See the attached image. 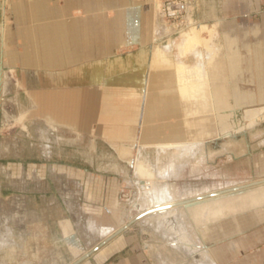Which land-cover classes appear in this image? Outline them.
<instances>
[{"label": "crops", "instance_id": "crops-1", "mask_svg": "<svg viewBox=\"0 0 264 264\" xmlns=\"http://www.w3.org/2000/svg\"><path fill=\"white\" fill-rule=\"evenodd\" d=\"M213 2L212 10L195 15L197 22L208 27L195 29L198 44L182 42L178 34L162 45L164 30H158L159 18L151 0H0L1 123L18 121L21 131H26L24 118L36 136L44 137L38 139L48 173L44 193L50 183L66 182L73 189L71 201L79 200L90 181L99 182L101 176L62 158L67 150L94 151L100 141L106 150L116 153V164L112 165L129 164L131 151L137 146L140 151L144 146L143 151L152 150V164L159 174H167L173 197L189 196L180 194L171 184L183 172L189 174L186 168L199 165L203 170L208 158L204 143L209 138L224 137L226 103H240L245 98L251 101L250 94L242 90L253 96L251 104L264 103V0ZM240 23L252 25L241 29L236 25ZM203 27L207 32H201ZM209 28L213 35L208 34ZM199 49L209 53L207 60L197 56ZM4 77L9 83L3 93ZM202 103L206 108L200 113L196 104ZM21 105L22 113L18 111ZM199 116L211 117L214 126L210 135L200 138L202 144L194 156L181 157L178 150L164 148L158 159L155 157L154 148L147 145L175 142L176 135L190 139L194 134L193 119ZM218 120H222L220 127ZM17 150L16 138L0 139V156ZM117 151L129 154L122 158ZM171 151L177 152V159L189 161L175 166ZM202 156V161L195 160ZM51 171L56 178H51ZM109 179L115 183L114 177ZM55 187L57 198L64 203V195L59 194L56 184ZM117 193L114 190L110 196L106 212L116 209ZM189 210L187 214H193ZM207 216L201 213L195 222L203 224ZM190 222L187 230L192 232L191 238L187 234L188 238L179 243L182 251L178 256L170 251L169 240L141 224L135 223L149 232L151 239L158 240L157 245L150 246L139 235L136 239L126 237L133 223L87 259L91 260L89 264H219L195 232L192 218ZM151 226L157 230L155 222ZM253 226L249 242L260 253L248 254L250 264L264 262V223ZM84 233L87 239L92 236L87 226ZM233 246L235 249L237 245ZM163 253L171 257L166 262L160 258ZM233 262H241L240 256Z\"/></svg>", "mask_w": 264, "mask_h": 264}, {"label": "rangeland", "instance_id": "rangeland-1", "mask_svg": "<svg viewBox=\"0 0 264 264\" xmlns=\"http://www.w3.org/2000/svg\"><path fill=\"white\" fill-rule=\"evenodd\" d=\"M213 1L218 0H191L190 10L187 13L191 20L187 22L185 19L182 23L166 22L158 9L157 19L159 18L160 23L158 30H164L160 43L165 45L167 39L176 38L180 28L184 27L185 29L186 25L187 27L190 25L188 28L192 27L197 30L203 25L208 28L205 24L197 22L195 15L200 16L202 12L206 14L212 10L210 5L214 3ZM206 24L211 25L212 23L207 22ZM236 25L241 29H248L252 24L240 23ZM209 29L208 34L213 35V29ZM196 54L198 57L204 58L203 60H207L206 58L209 56V53L203 54L200 49ZM242 92L250 94L251 101H244L245 98L240 103H226L224 127L227 132L222 134L224 135L223 139L209 138L204 143V150L208 158L203 170H200L199 165L193 166L192 169L186 168L191 175L183 172L182 177L179 175V180L171 184L178 189L180 194H188L189 199L264 179V103L251 104L253 102L251 93L248 90H242ZM257 98L263 97L257 96ZM23 107L21 105L18 111L22 113ZM22 123L27 127L26 131H21L19 122L2 124L0 117V139L12 137L18 141L16 152L11 151L0 156V209L2 215L5 213L8 216L15 209L23 211L29 207L27 209H30L32 216L35 217L32 218L33 221L25 218V222L21 225L24 226V235H21L22 231L19 234V231L15 229L17 226L12 222H6L3 225L6 226V230L4 229L3 232L7 233L6 235L9 234L13 243L0 246V264H69L96 246L95 243L108 237L109 233L124 226L130 217L133 218L141 214L143 211L141 208L137 211L132 206L136 198L138 205L143 206L140 197L142 189L134 178L135 167L132 165L138 146L136 150L131 151L129 164L122 163L121 165L119 162V165H112L116 164V153L106 150L100 141L94 151H65L62 158L65 162H75L78 164L77 168L93 175H99L102 179L99 182L96 179L90 181L87 184V191L79 200H72L74 203L71 201L73 189L66 182L59 184L55 182L59 194L64 195L63 203L62 199L57 198L55 184L50 183L46 188L47 193H44V180L48 173L38 141V139L44 140V137L42 138L38 133L36 136L26 119L23 118ZM221 123L222 120H218L219 127ZM144 147L142 148L144 149ZM143 149L141 152L152 164L153 151H143ZM178 152L179 155L181 151L178 150ZM118 154L125 158L129 152L125 151L123 154L118 152ZM165 155V153H161V157H165ZM176 155V151H171L170 158L176 161L178 165L175 166L177 167L179 164L184 165L189 161V159H177L178 155ZM154 159L157 161L158 157L157 159L154 157ZM92 160L94 161L92 162ZM108 160H113V163ZM195 160L202 161L203 156ZM106 161L108 162L106 163ZM89 163L93 165L88 166ZM156 172L158 171L156 170ZM52 176L55 177V174L51 171V178ZM109 177H114V184L111 183ZM134 183H138V187ZM167 187L172 201L188 199V197H182L183 199L173 197L168 183ZM114 190H118L116 200L118 205L116 209L110 210L111 212H106V207L112 201L110 196ZM13 196H24V198H21L19 203L14 201L10 203ZM25 200L29 201L28 205ZM122 209H126L127 212ZM186 209H192L193 214L188 215ZM176 210L178 223L175 224L176 230L171 232L175 237L165 238L169 240V243H172L170 251L175 254L174 256H178L177 253L182 251L179 243L188 238L187 234L191 238L192 232L187 230L191 223L190 218L195 224V232L203 238L210 254L219 259V264H250L247 260L248 254L252 252L253 255L257 254L258 256L260 253L250 244L249 240L250 235L254 233L253 224L258 222L262 225L264 223V184L199 200ZM190 210L188 212H191ZM117 212H120L121 215ZM201 213L208 215L203 220V224L195 222L196 218H200ZM153 222L156 224L155 218L149 219L146 216L138 219L134 225L128 226L126 237L136 239L139 235V238L148 241L150 246L157 245L158 240L151 239L149 232L143 231L139 225H136L141 224L151 233L159 234L151 226ZM84 226L91 230L90 243L84 233ZM110 227H115V230L111 232ZM177 236L178 238H176ZM101 238L103 239L98 242ZM234 244L237 245L235 249ZM238 256H240L241 262L234 263L233 259ZM160 258L166 262V259L171 257L163 253ZM89 261L91 260L86 259L80 264H89ZM252 264H264V262L253 261Z\"/></svg>", "mask_w": 264, "mask_h": 264}, {"label": "bare ground", "instance_id": "bare-ground-1", "mask_svg": "<svg viewBox=\"0 0 264 264\" xmlns=\"http://www.w3.org/2000/svg\"><path fill=\"white\" fill-rule=\"evenodd\" d=\"M151 4H152V8L155 10V14L156 16L159 15V12H158V9H159V2L158 0H151ZM190 6V5H189ZM189 6L187 8V13H188V10L189 9ZM160 11V9H159ZM186 13V17L185 19L188 21L191 20V18L188 16V14ZM162 15V14H161ZM190 15V14H189ZM191 16V15H190ZM160 17V16H159ZM184 19V20H185ZM183 20V21H184ZM182 21V22H183ZM181 22V23H182ZM190 27V25L188 26ZM187 25L185 26V29L184 27L183 28H180V30L178 31V34L181 36L182 38V42H190V41H195L197 44H198V40L196 39V35H197V32L195 31V29H193L192 27L191 28H188ZM205 27L202 28V31H205L204 30ZM189 33V35H187ZM185 35L187 37H185ZM195 73V72H193ZM7 76V75H6ZM3 88H2V91L3 93L6 91L7 89V86H8V83H9V80L7 77H4L3 78ZM8 80V81H7ZM13 97V96H12ZM3 99V98H2ZM4 100V99H3ZM6 100V98H5ZM7 101H11L10 99L7 98ZM12 101H14L12 99ZM6 102V101H5ZM4 102V103H5ZM2 103V101H1ZM2 103V104H4ZM6 104V103H5ZM4 104V105H5ZM10 104V103H9ZM8 104V105H9ZM198 105V109L200 110V113H201V109H205L206 108V103H202V104H196V106ZM10 106H12L10 104ZM3 108V107H2ZM6 108V107H4ZM13 108V107H12ZM196 108V107H195ZM226 108V107H225ZM9 109V108H8ZM4 113V112H3ZM7 113V112H6ZM9 114V113H8ZM13 114V113H12ZM5 115V117H7L6 115L7 114H3ZM14 116V115H13ZM4 117V116H3ZM4 117V118H5ZM11 117V116H9ZM8 117V118H9ZM22 116H20V119H21ZM13 118V117H12ZM7 119V118H6ZM14 119V118H13ZM12 119V120H13ZM17 119L18 116H17ZM5 121V119L3 120ZM18 122V121H17ZM16 122V123H17ZM213 119L211 117H207V116H199V117H196L193 119V135L190 139L188 140H184L183 137L184 136H181V135H176L177 136V140L175 142H170V143H165V144H152L151 147L154 148L155 150V157H157L158 153L160 151H162L164 148H173L175 150H179L181 151L180 153L182 154L181 157H184V156H194L195 155V151L197 150V148H199V145H201L202 143V139H200L203 135H206V133H208L209 135L211 134V129L213 128ZM25 127V126H24ZM24 129V128H23ZM45 131V130H44ZM225 132H227L226 130V127L224 129ZM44 133V132H43ZM179 138V139H178ZM181 138L183 140H181ZM207 138V137H206ZM13 141V140H12ZM11 141V142H12ZM15 141V139H14ZM13 141V142H14ZM3 143V142H2ZM10 143V142H9ZM12 144V143H10ZM14 144V143H13ZM17 144V143H16ZM17 148V147H16ZM3 150V148H1ZM125 152V151H124ZM133 163L132 165H134L135 169H134V178H136V182L139 183L140 185V188L142 189V192H141V198H142V201H143V206H140L138 205L137 203V198H136V201L133 202L132 206L137 210H143L142 212H144L145 210H152V211H149L147 215H144L146 216L147 218L151 219V218H155L156 219V227L157 228V232H159V235L161 234L163 236V238H169V237H172L173 234L171 233L172 230L174 231V229L176 228L175 227V224L178 223V212L176 209L178 208H182V207H186L187 205H190L192 203H187V204H182V205H179L178 203L179 202H184V201H187V200H190V199H186V200H180V201H172L171 199V196L169 194V189L167 187V183H166V180H167V174L164 173V174H159L158 172H156V169L154 167L153 164H150L148 159L146 158V156H144L141 151L138 149L137 151V154L135 155L134 157V160H133ZM135 180V179H134ZM133 182V181H132ZM137 183V184H138ZM137 186L136 183H134ZM142 185V187H141ZM262 185V184H261ZM240 186V185H238ZM259 186V185H257ZM236 187V186H234ZM256 187V186H254ZM139 188V189H140ZM233 188V187H231ZM140 189V190H141ZM140 192V191H139ZM211 194V193H209ZM207 195V194H205ZM204 196V195H203ZM137 197H138V188H137ZM201 197V196H199ZM21 198H24V196H15L13 197L12 200H10V203H13L16 202V203H19L22 199ZM198 198V197H197ZM21 199V200H20ZM28 200V199H27ZM27 205H28V202L27 201ZM24 201V202H25ZM22 202V203H24ZM25 204V203H24ZM14 205V204H13ZM21 205V203H20ZM19 206V205H18ZM26 207V206H25ZM13 208V207H12ZM29 207H26L25 210L21 211H17L16 209L12 211V213H10V215L8 214V216L4 213V215H2V210L0 209L1 211V215H0V246L3 245V244H8V243H13L12 242V239L9 237V234L6 235L3 231L4 229L6 228V226H3L6 222H12L13 225H16L17 228H15L16 230L19 231V234L21 233V235H24L25 234V231L23 230L24 229V226L22 227L21 225L25 222V218H27V220H31L33 221V217L35 216H32V212L30 211V209H27ZM141 208V209H140ZM24 209V208H23ZM10 212V211H9ZM27 212V213H26ZM141 212V214H142ZM35 215V213H34ZM140 214H138L137 216H134L133 218L130 217L129 218V221L127 223H129L130 221L134 220L135 218H137ZM144 216H141L139 217L138 219L144 217ZM35 219V218H34ZM137 219V220H138ZM36 220V219H35ZM136 220V221H137ZM126 223V224H127ZM134 223V222H133ZM132 223V224H133ZM125 224V225H126ZM131 224V225H132ZM122 227V226H121ZM120 228V227H119ZM118 229V228H117ZM116 229V230H117ZM6 230V229H5ZM115 230V231H116ZM176 230V229H175ZM114 231V232H115ZM113 233V232H112ZM111 233V234H112ZM110 234V235H111ZM109 235V236H110ZM175 235V234H174ZM89 238V237H88ZM91 238V237H90ZM107 238V237H106ZM178 238V236L176 237ZM103 241V240H102ZM101 241V242H102ZM3 243V244H2ZM89 243H90V239H89ZM100 243V242H99ZM99 243H96L95 245L97 246ZM95 247V246H94ZM93 247V248H94ZM91 250V249H90ZM89 250V251H90ZM86 253V252H85Z\"/></svg>", "mask_w": 264, "mask_h": 264}, {"label": "water", "instance_id": "water-1", "mask_svg": "<svg viewBox=\"0 0 264 264\" xmlns=\"http://www.w3.org/2000/svg\"><path fill=\"white\" fill-rule=\"evenodd\" d=\"M261 184H264V179L253 181V182H250V183H247V184H243V185H240V186H236V187H233V188H227V189H224V190L212 192L211 194H207V195H204V196H201V197H198V198H193V199H190V200H187V201H184V202H179L178 204L182 205V204H187V203H193V202H196V201H199V200H204V199L212 198V197L219 196V195H225V194L241 191V190H244V189H247V188H250V187H254V186H257V185H261ZM141 187H142V185H141ZM149 211H152V210H148V211L145 210L137 218H135L134 220L130 221L126 225L118 228L115 232H113L110 236L105 238L97 246L92 248L90 251L82 254L81 256H79L73 262H71L69 264H80L82 261L86 260L94 251L99 249L101 246H103L109 240H111L112 238L116 237L117 235L123 233L126 230V228L128 226H130L133 222H135L139 217L147 215Z\"/></svg>", "mask_w": 264, "mask_h": 264}, {"label": "built area", "instance_id": "built-area-1", "mask_svg": "<svg viewBox=\"0 0 264 264\" xmlns=\"http://www.w3.org/2000/svg\"><path fill=\"white\" fill-rule=\"evenodd\" d=\"M160 13L166 22L181 23L187 13L191 0H158Z\"/></svg>", "mask_w": 264, "mask_h": 264}]
</instances>
